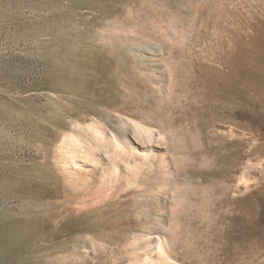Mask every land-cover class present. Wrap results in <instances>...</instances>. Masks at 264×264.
I'll return each mask as SVG.
<instances>
[{"label":"rangeland","instance_id":"rangeland-1","mask_svg":"<svg viewBox=\"0 0 264 264\" xmlns=\"http://www.w3.org/2000/svg\"><path fill=\"white\" fill-rule=\"evenodd\" d=\"M211 1L0 0V264H264V0Z\"/></svg>","mask_w":264,"mask_h":264},{"label":"bare ground","instance_id":"bare-ground-1","mask_svg":"<svg viewBox=\"0 0 264 264\" xmlns=\"http://www.w3.org/2000/svg\"><path fill=\"white\" fill-rule=\"evenodd\" d=\"M220 1H222L223 2V0H220ZM227 1V0H226ZM232 1V0H231ZM206 2H209L211 5L213 4V1H211V0H206ZM243 2V1H242ZM232 3V2H231ZM232 5V4H231ZM214 6V5H213ZM222 8V7H221ZM212 9H213V7H212ZM196 65V64H195ZM225 128V127H224ZM227 128V127H226ZM233 128H234V126H233ZM231 129V128H230ZM238 130V129H237ZM232 131V130H231ZM227 132V131H226ZM235 132V131H234ZM231 133V132H230ZM229 133V134H230ZM237 133V132H236ZM231 136V135H230ZM232 136H233V134H232ZM151 142V141H150ZM134 152V151H133ZM172 263V262H171ZM174 264V263H173ZM176 264V263H175Z\"/></svg>","mask_w":264,"mask_h":264}]
</instances>
